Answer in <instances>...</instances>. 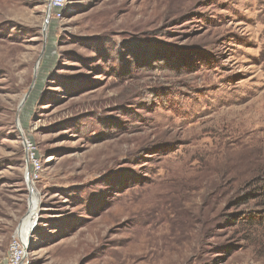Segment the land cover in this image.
<instances>
[{
    "label": "rangeland",
    "instance_id": "obj_1",
    "mask_svg": "<svg viewBox=\"0 0 264 264\" xmlns=\"http://www.w3.org/2000/svg\"><path fill=\"white\" fill-rule=\"evenodd\" d=\"M49 1L0 0V264H264V0Z\"/></svg>",
    "mask_w": 264,
    "mask_h": 264
},
{
    "label": "built area",
    "instance_id": "obj_2",
    "mask_svg": "<svg viewBox=\"0 0 264 264\" xmlns=\"http://www.w3.org/2000/svg\"><path fill=\"white\" fill-rule=\"evenodd\" d=\"M64 3H65V0H50L49 4H48L49 10H52L54 13L57 12V15H60L59 11L62 9ZM26 147H27V151H28L27 159L32 166V173L36 174L37 170L39 169V162L35 158L34 153H33L32 149L30 148V145L27 144ZM16 245H17L16 241H13V243L11 244V248L14 249L16 247ZM8 264H15V260L13 258H11Z\"/></svg>",
    "mask_w": 264,
    "mask_h": 264
},
{
    "label": "bare ground",
    "instance_id": "obj_3",
    "mask_svg": "<svg viewBox=\"0 0 264 264\" xmlns=\"http://www.w3.org/2000/svg\"><path fill=\"white\" fill-rule=\"evenodd\" d=\"M36 211H37V202H36V199L33 197V199L30 202V206L28 208L27 214L23 218V221L20 225L21 228H20L19 234L25 239L30 229L29 220L33 218V216L36 214Z\"/></svg>",
    "mask_w": 264,
    "mask_h": 264
}]
</instances>
